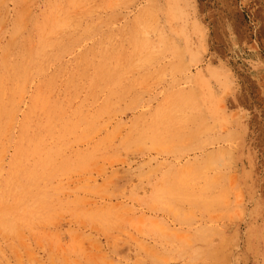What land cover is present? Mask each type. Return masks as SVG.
Instances as JSON below:
<instances>
[{
	"label": "rangeland",
	"instance_id": "1",
	"mask_svg": "<svg viewBox=\"0 0 264 264\" xmlns=\"http://www.w3.org/2000/svg\"><path fill=\"white\" fill-rule=\"evenodd\" d=\"M0 264H264V0H0Z\"/></svg>",
	"mask_w": 264,
	"mask_h": 264
},
{
	"label": "bare ground",
	"instance_id": "2",
	"mask_svg": "<svg viewBox=\"0 0 264 264\" xmlns=\"http://www.w3.org/2000/svg\"><path fill=\"white\" fill-rule=\"evenodd\" d=\"M42 103V102H41ZM39 104V103H38ZM39 106V105H38ZM22 152V151H21ZM25 154V153H24ZM18 163V162H17Z\"/></svg>",
	"mask_w": 264,
	"mask_h": 264
}]
</instances>
